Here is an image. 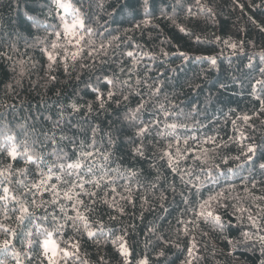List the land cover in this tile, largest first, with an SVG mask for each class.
Returning <instances> with one entry per match:
<instances>
[{"label":"trees","instance_id":"obj_1","mask_svg":"<svg viewBox=\"0 0 264 264\" xmlns=\"http://www.w3.org/2000/svg\"><path fill=\"white\" fill-rule=\"evenodd\" d=\"M64 2L79 8L87 27L93 29L91 35L77 29L84 37L79 44L77 37L64 33L60 19L63 16L71 24L72 10L58 11L54 0H0V124L13 130L19 124H35L45 132L55 131L57 140L62 130L69 140L60 142V147L70 155L79 152L70 141L78 145L85 140L80 129H98L99 152L93 163L111 170L115 183L110 187L116 193L106 198L114 196L125 214L110 221L109 215L117 213L98 203L96 218L106 227L128 228L130 264L145 258L148 264H264L260 239L264 236V169L260 168L264 164V84L257 83L264 81V0H150V16L137 0ZM125 3L137 8L135 15L121 8ZM102 44L107 54L93 51ZM77 51L73 61L72 53ZM49 53L56 61L52 70ZM22 61L25 75L21 78ZM104 77L116 81L115 87ZM118 81H128L131 87ZM110 89L116 92L112 99L107 95ZM139 103L145 107L138 119H126ZM72 104L80 110L73 112ZM140 121L151 124L144 136L137 135L134 126ZM171 124L177 127H167ZM109 136L118 147L105 161L100 153L108 151ZM140 145L143 155L135 150ZM37 147L48 156L54 145L46 142ZM249 147L255 151L248 152ZM165 152L173 154L176 171L168 167ZM19 166H24L22 160ZM110 187L98 190L101 197ZM129 194L133 204L120 198ZM161 194L166 198L161 199ZM209 197H218L219 204L213 201L212 208L221 216L222 228L192 211ZM47 210L62 215L54 206ZM43 213L40 209L37 215ZM72 235L66 227L53 238L60 248L72 251L66 243ZM101 256L107 264H124V257L108 242L97 246L86 239L80 240L79 258L59 254L57 260L96 264ZM7 259L15 264L11 257ZM32 264L40 261L33 259Z\"/></svg>","mask_w":264,"mask_h":264},{"label":"snow or ice","instance_id":"obj_2","mask_svg":"<svg viewBox=\"0 0 264 264\" xmlns=\"http://www.w3.org/2000/svg\"><path fill=\"white\" fill-rule=\"evenodd\" d=\"M54 3L58 11L62 9L64 12L69 10L74 12L75 15L71 24L63 16L60 19L63 22L64 33L68 36L77 37V44L84 39L77 32L78 28L85 29L89 35L92 34L93 29L87 27L86 18L81 14L79 8L73 9L72 5L65 3L64 0H54ZM137 5L144 10L146 15H151L149 13L150 0H137ZM126 7L133 15L136 14L137 8L129 7L126 3L121 5L122 9ZM147 22L145 20V23ZM37 27H39L38 24ZM180 30L185 31L184 28ZM55 34L59 39L61 33L57 32ZM56 46L55 44L52 45L53 48ZM231 47L235 49L237 45L232 44ZM101 50L104 51V54H107L103 44L100 49H93V51ZM91 54L90 52L89 55ZM78 55L79 51L73 52L72 60L75 61ZM127 56L132 57L133 53L128 52ZM48 59L51 61L48 68L52 70L53 64L56 62L55 57L49 53ZM212 63L215 64L214 59ZM65 70L67 71V67ZM18 75L21 78L25 75L23 61L20 64ZM50 79L54 80L55 77L50 76ZM104 79L107 80L108 84L115 87L116 81L107 77H104ZM118 82L123 86L131 87L128 81ZM15 83L20 85L21 80L17 79ZM137 83H140V81H137ZM257 83L264 84V81H257ZM155 91L159 92L160 89ZM107 95L109 99H112L116 96V92L110 89ZM123 99L127 100L128 96L123 95ZM97 100L101 101L100 107L103 108V98L98 95ZM70 107L73 112L80 110L76 104H72ZM144 107V103H139L126 119L135 122ZM161 108H163V105H161ZM88 110L89 112L92 111L91 105ZM165 114L167 115V112ZM2 119L0 117V120ZM134 126L139 136L146 135L151 128V124L144 121H140L138 124L134 123ZM60 127L57 122L55 128L59 129ZM167 127L174 130L177 125L171 124ZM80 130L83 132L85 140H90V142L85 143V140H81L77 145L74 140L70 141L79 148L78 153L74 151L70 155L64 147H60V142L69 140V137L64 135L62 130L59 140H57L55 131L45 132L38 129L35 124H19L16 130H13L9 124H0V253H3L5 257L0 259V264H9L7 257H11L15 264H24V260H27L28 264H32L33 259L39 260L40 264H44L45 260L47 264H59L56 259L58 254H62L65 259L71 256L79 258L81 239L90 240L97 246L102 242H108L124 257V264H130L128 257L132 256V252L130 251L131 245L126 239L129 236L128 228L122 227L117 230L113 227H106L101 220L96 218V205L98 203L106 205L117 213V215H109L108 219L110 221H115L119 216L125 214V207L119 205L114 196L111 200L106 198L110 194L116 193V188L110 187L115 183L114 178L109 175L111 170H106L104 165L97 167L93 163L95 153L99 152V149L96 148L95 139L98 129L89 127ZM89 132L91 133L90 137L88 136ZM46 142L54 145L48 156L37 147V145H40L41 148L44 147ZM178 144L179 140H177ZM108 145V151L100 153L105 161L109 159L111 150L118 147L117 140L109 136ZM86 149H94L95 151ZM135 150L143 155V145L138 146ZM254 151L253 147L248 148V152ZM177 152H179V147H177ZM164 155L168 157V167L176 171V168L173 167V154L165 152ZM21 160L24 166H19ZM223 162L227 163V160L225 159ZM260 168L264 169V164H261ZM116 171H119V169H116ZM132 175H136V173L133 172ZM208 175L211 178V173H208ZM19 177H23V179ZM53 178L55 182H53ZM104 187H110V192H105L104 196L101 197L98 190ZM151 187L155 189L156 185L152 184ZM128 192L131 193V189H128ZM45 194L49 196V199H43ZM120 198L128 204L134 203L131 194L127 196L120 195ZM165 198L161 194V199ZM141 199L144 204H148V197L143 196ZM213 201L219 204L218 197H209L208 200L199 205L198 210L194 208L192 211L201 218H211L217 226L222 228L221 216L216 214L212 208ZM53 206L58 208L59 213L62 215L48 212V207ZM40 209H44V213L37 215ZM69 211L72 214H69ZM141 218L143 217L141 216ZM249 220L253 224L256 223L251 216H249ZM37 221H40V223H37ZM194 222L191 221L190 223ZM180 223L185 222L180 221ZM66 227H70L73 231V235L66 241L72 251H69L68 248H60L52 239L54 234L62 233ZM117 231L120 234H117ZM152 231L154 229L150 228L149 232ZM244 236L247 239H252L249 233H244ZM260 239L264 241V236ZM17 243L20 245L19 250L16 246ZM22 254L23 260L21 259ZM159 255L162 256L164 253L161 251ZM189 255H191V252ZM96 264H107V261L105 257L101 256ZM139 264H148L147 258L140 260Z\"/></svg>","mask_w":264,"mask_h":264},{"label":"rangeland","instance_id":"obj_3","mask_svg":"<svg viewBox=\"0 0 264 264\" xmlns=\"http://www.w3.org/2000/svg\"><path fill=\"white\" fill-rule=\"evenodd\" d=\"M52 239L54 240V238L52 237ZM55 241V240H54ZM56 243V242H55ZM57 244V243H56ZM59 255V254H58ZM58 255H57V257H58ZM57 257H56V259H57Z\"/></svg>","mask_w":264,"mask_h":264}]
</instances>
